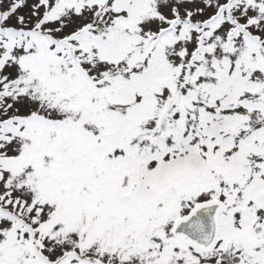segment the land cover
Here are the masks:
<instances>
[{"label":"snow or ice","instance_id":"1","mask_svg":"<svg viewBox=\"0 0 264 264\" xmlns=\"http://www.w3.org/2000/svg\"><path fill=\"white\" fill-rule=\"evenodd\" d=\"M0 264H264V0H0Z\"/></svg>","mask_w":264,"mask_h":264}]
</instances>
